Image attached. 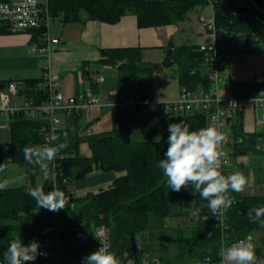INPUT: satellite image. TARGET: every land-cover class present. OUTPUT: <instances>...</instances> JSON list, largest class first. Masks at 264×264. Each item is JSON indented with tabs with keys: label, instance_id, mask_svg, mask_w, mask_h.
<instances>
[{
	"label": "trees",
	"instance_id": "trees-1",
	"mask_svg": "<svg viewBox=\"0 0 264 264\" xmlns=\"http://www.w3.org/2000/svg\"><path fill=\"white\" fill-rule=\"evenodd\" d=\"M11 1V0H5ZM264 9V0H256ZM212 3L217 28V39L245 36L264 41V14L259 7L244 6L241 11L235 0H50L49 11L53 18L62 21L98 19L115 23L127 13L137 15L138 25L155 26L180 23L189 14ZM47 26L33 29L32 40L43 44ZM6 22L0 21V33H8ZM41 42V43H40ZM102 58L97 62L117 68L127 78L138 80L139 93L146 97V82L141 76L143 71L153 70L152 65L144 62L138 47H114L102 49ZM212 54L199 46L183 43L175 50V59L180 61L179 83L192 90L210 89L212 80ZM84 63V69L86 66ZM89 77V75H87ZM44 77L26 79L22 85L23 94L34 100L46 96V90L39 87ZM90 85L98 89L99 83L91 80ZM232 90L236 96H264V78L246 82H234ZM237 119L229 126L233 136L234 153H264V127L253 133H246L242 127L241 113L235 112ZM161 117V140L133 139V133L140 127L141 116ZM79 115L72 116L76 121ZM121 124L117 126L116 122ZM184 121L190 129L208 127L209 122L201 111H167L163 103L138 106L134 111L120 112L113 109V128L90 135L80 134L81 125H65L58 131L59 141L66 147L58 154L65 153L61 159V169L57 172L58 188L65 193L66 206L58 212H50L36 206L35 200L27 194L29 188L37 185L30 183L21 187H7L0 190V259L12 239L20 237L22 242L36 241L42 259L44 249L54 248L55 233L53 219L57 217L63 225L60 242L66 260L80 258L86 253V241L94 239L96 228L106 224L110 229L112 250L117 255L133 253L138 245L137 236L152 226L163 225L169 220L182 218L184 224L192 229L190 236H181L177 252L168 258L167 263L198 261L210 258L219 263L217 255L224 241L254 236L257 242L255 253L264 255V227L250 223L248 211L264 206V195H244L230 192L233 204L224 215L222 225L208 208V202L194 193L191 186L179 192L171 191L166 184L162 170L156 165L165 158L167 151L168 125ZM41 121L23 113L15 114L10 123L11 159L22 165L27 164L23 156L26 145L43 146L37 131ZM88 125L84 128L86 129ZM67 132L65 138L63 133ZM87 141L90 155H81L80 143ZM0 181L6 179L5 151L0 147ZM114 171L118 175L113 184L96 192L89 191L76 195L71 190V182L86 177L95 170ZM45 192L52 189L51 180L44 178L41 185ZM69 186V188H68ZM193 201H195L194 204ZM200 211L195 213V209ZM194 217V225L190 217ZM43 260V259H42Z\"/></svg>",
	"mask_w": 264,
	"mask_h": 264
},
{
	"label": "crops",
	"instance_id": "crops-1",
	"mask_svg": "<svg viewBox=\"0 0 264 264\" xmlns=\"http://www.w3.org/2000/svg\"><path fill=\"white\" fill-rule=\"evenodd\" d=\"M210 16L214 18L212 3L193 10L186 20L178 24L169 23L144 27L138 25L137 15L134 13L124 14L115 23L98 19L64 22L58 17L53 18L51 16L48 28L49 37H58L59 42L52 43L47 48L41 47V44L32 40V31L14 32L11 30L8 33H0V99L8 94L10 81H17L22 91V83L26 79L40 78L47 69L58 78L60 82L59 88L64 96H72L90 86V81L94 79L93 75L99 74L100 66L112 67L111 65L97 62L103 57L102 49L138 47L141 50L143 61L152 64L161 61L169 47H173L175 51L178 46L185 42L197 46L213 43L215 37L206 25ZM216 49L221 72L219 79L216 82H212L210 88H214L222 97L229 98L234 95L232 90L234 82L261 80L264 78V41L245 36H233L216 41ZM85 62L87 64L84 69L83 65ZM87 71L93 72L88 74ZM179 86L178 97L183 88L180 83ZM109 91L113 92L117 98L129 95L121 96L119 95L120 92ZM145 93L152 101H163L160 97H153L150 92ZM19 99L18 102H22ZM96 109L100 108L95 107L84 112L91 114L89 118L95 119L92 111ZM83 113L77 117L76 121L73 117L66 118L65 125H71V123L75 122V126L79 124L84 129L90 120L83 125L80 119L83 117ZM260 118L264 120L263 110H257L250 105L247 106L241 112L244 132L253 133L263 129L264 123H258ZM236 119V113H230L229 122L233 124ZM11 120L12 118H7L0 113V147L5 151V163L8 160H12ZM231 137V140L225 145L231 143L234 146L232 134ZM229 155L230 162L226 165L222 174L227 176L240 173L248 181L242 194L264 195V153L247 152L240 154L230 153ZM99 172L102 173L99 175L95 174ZM117 175L113 171L95 170L86 176L89 179H93L91 184H86L85 190H79L83 192L76 195L108 188L113 184ZM30 183L36 184V178L32 174L27 177L25 185ZM91 244V248L86 245V255H88L87 252L91 254L97 250L95 239H93ZM138 245L145 249L142 244L138 243Z\"/></svg>",
	"mask_w": 264,
	"mask_h": 264
},
{
	"label": "built area",
	"instance_id": "built-area-1",
	"mask_svg": "<svg viewBox=\"0 0 264 264\" xmlns=\"http://www.w3.org/2000/svg\"><path fill=\"white\" fill-rule=\"evenodd\" d=\"M50 0H0V21L6 22L9 29L16 31H32L42 25L49 28V20L51 18L49 11ZM253 7H259L256 0H250ZM243 7H240L242 9ZM264 14V9L259 7ZM208 30L213 33L215 41L210 44H200L201 50H206L212 54L211 71L209 77L212 82H216L220 77L221 67L218 62V52L216 49L217 28L215 19H211L206 23ZM59 42L58 37H49L48 30L45 33L44 43L41 47H49L52 43ZM47 69V68H46ZM44 81L38 85L46 90V96L40 100L25 97L22 102H18L20 95V84L17 81H10L8 84V94L0 99V113L7 118H12L15 114L23 113L27 116L37 118L41 121L38 128V135L41 137L43 144L46 143V137L50 136L53 131L58 134V131L65 126V119L74 115H82L84 111L91 110L95 107L118 109L120 112L127 110L134 111L138 106L148 104L163 103L167 111H201L206 114L210 126L218 127L222 132L227 133L226 139L221 143L220 150L226 153V157L222 158L223 173L224 168L230 162V155L225 151V143L231 140V133L229 132V116L230 113L240 111L242 112L247 106H252L257 110L264 111V96H236L229 98L222 97L214 88L205 89L200 88L192 90L183 87L179 97L171 101H152L147 96L144 97L139 92L135 95H128L122 98H117L111 91L101 93L98 89L91 85L78 91L76 94L65 97L60 90V82L58 78L49 71L45 70ZM93 81L97 83L104 82L105 78L101 74H94ZM259 124H263V119H258ZM117 126L121 124L116 122ZM95 119H91L86 127L85 135H90L93 132ZM65 153L57 154L54 161V166L50 164V171L46 179L52 181L53 186L58 188L57 172L61 169V159L65 158ZM69 188V186H68ZM230 196V192L228 193ZM231 197V196H230ZM220 223L224 224V215L219 218L216 217ZM52 229L55 233L54 248L44 249L42 251V259L37 257L35 261L28 262V264H84V258H72L66 260L60 236L62 235L63 225L60 220L55 217L53 220ZM250 235L235 239L232 242H225L224 246H231L234 243L244 239L246 240ZM251 242L254 245V252L257 247L255 237L251 236ZM94 239L97 242V250L103 244H107L110 251L112 250L110 229L106 224H100L94 234ZM96 250V251H97ZM117 255V254H116ZM256 264L264 262V255L260 256L255 253ZM117 258L127 264L129 260L132 264H220L213 262L210 258H204L198 261L167 263L159 255L153 254L146 249H142L137 245L133 253L125 252L122 255H117ZM53 260V261H52ZM0 264H5V259H0Z\"/></svg>",
	"mask_w": 264,
	"mask_h": 264
},
{
	"label": "clouds",
	"instance_id": "clouds-1",
	"mask_svg": "<svg viewBox=\"0 0 264 264\" xmlns=\"http://www.w3.org/2000/svg\"><path fill=\"white\" fill-rule=\"evenodd\" d=\"M169 136L167 138V151L163 159L157 162V167L162 170L166 178V184L171 191L179 192L189 186L194 193H199L202 200L208 202L207 206L213 216L219 218L225 215L233 204V199L228 195L229 191L242 193L248 184L246 178L240 173L224 175L221 172L222 158L226 153L220 150L221 143L226 139L227 133L215 126L200 129H190L184 121L170 123L168 125ZM67 132L63 133L66 138ZM46 143L40 145H26L23 148V156L27 164L38 166L44 177L49 175L50 164L54 166L57 154L66 147L64 143H56L60 137L53 133L46 137ZM161 137H156L160 142ZM4 171L0 165V172ZM10 181H0V190L6 189ZM27 194L31 196L38 208L50 212H58L65 208L66 197L64 191L53 186L45 192L41 185L29 188ZM193 201L192 204H194ZM200 211L195 209V213ZM250 223H259L264 227V206L251 208L248 211ZM252 237L242 239L231 246H221L217 255L220 264H256ZM40 245L36 241L25 245L20 237L12 239L4 254L5 264H28L35 261L41 253ZM84 264H123L117 255L110 251L107 244L102 243L99 250L87 255ZM127 264H132L129 260ZM264 264V262H262Z\"/></svg>",
	"mask_w": 264,
	"mask_h": 264
},
{
	"label": "rangeland",
	"instance_id": "rangeland-1",
	"mask_svg": "<svg viewBox=\"0 0 264 264\" xmlns=\"http://www.w3.org/2000/svg\"><path fill=\"white\" fill-rule=\"evenodd\" d=\"M238 7L251 6L250 0H235ZM242 9H237L236 11H241ZM209 20L213 17H209ZM207 19V20H208ZM208 20V21H209ZM143 60V59H142ZM145 62V61H144ZM155 63V62H154ZM153 65V63L151 64ZM99 74L103 75L105 80L99 84V91L101 93H106L108 90L120 92L119 95L125 96L127 94L135 95L139 92L138 80L136 78H127L123 73H119L117 68L100 66ZM180 71V61L178 59L174 60V64L170 67L163 68L162 70H150L143 71L141 73L142 78L146 82L145 92H150L153 97H160L163 101L175 100L178 98L179 91V77ZM25 95L19 97L20 101L25 99ZM113 109L100 108L92 111L95 116V125L93 126V132L99 133L105 130H111L113 128ZM91 114L88 112L83 113L81 117V123L84 125L88 120H91ZM161 117H150L149 115H143L138 119L140 127L136 129L133 133V139H156L157 136H162L161 132ZM80 134H85V128L78 129ZM225 151L230 154L234 153V146L229 143L224 145ZM81 155H90L91 150L89 143L87 141H82L80 143ZM6 166V177L10 181V187L25 186L27 182V177L31 174L36 178V185H43L44 176L41 174L38 167H30L27 165L19 164L13 160H8ZM114 172V171H113ZM102 172L95 173L96 175ZM109 175V174H107ZM93 177V176H90ZM89 177H84L78 180H73L71 182V190L75 194H79V191L84 189L85 185L93 181ZM87 188V187H86ZM192 234V229L184 224L182 218H175L174 220H169L163 225L152 226V228L147 229L145 232L140 233L137 236V243L142 244L145 249L153 254L159 255L165 260V258L173 256L179 245V238L181 236H190ZM92 240L86 241V245L91 248ZM30 243H25L28 245ZM89 255L90 253L87 252ZM87 255L83 254L82 258Z\"/></svg>",
	"mask_w": 264,
	"mask_h": 264
},
{
	"label": "water",
	"instance_id": "water-1",
	"mask_svg": "<svg viewBox=\"0 0 264 264\" xmlns=\"http://www.w3.org/2000/svg\"><path fill=\"white\" fill-rule=\"evenodd\" d=\"M174 60H175L174 48L169 47L166 50L165 57L161 61L153 63L152 68H153V70H162L163 68L170 67L171 65H173ZM87 72L89 74L90 72H93V71H87ZM98 72H100V71L98 70ZM21 93H22V91H20V94ZM194 220H195V218L193 216L190 217V221H191L192 225H194Z\"/></svg>",
	"mask_w": 264,
	"mask_h": 264
},
{
	"label": "bare ground",
	"instance_id": "bare-ground-1",
	"mask_svg": "<svg viewBox=\"0 0 264 264\" xmlns=\"http://www.w3.org/2000/svg\"><path fill=\"white\" fill-rule=\"evenodd\" d=\"M140 91V90H139ZM241 113V112H240ZM237 116V115H236Z\"/></svg>",
	"mask_w": 264,
	"mask_h": 264
}]
</instances>
